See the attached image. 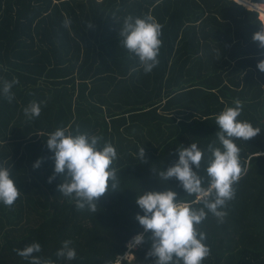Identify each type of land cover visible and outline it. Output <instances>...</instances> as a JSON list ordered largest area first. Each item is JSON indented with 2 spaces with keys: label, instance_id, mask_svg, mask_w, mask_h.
<instances>
[{
  "label": "trees",
  "instance_id": "trees-1",
  "mask_svg": "<svg viewBox=\"0 0 264 264\" xmlns=\"http://www.w3.org/2000/svg\"><path fill=\"white\" fill-rule=\"evenodd\" d=\"M252 8L235 0H0V89L19 80L11 103L0 93V164L21 190L13 208L0 203V264H29L16 250L34 242L42 247L36 255L53 264L125 257L144 233L135 218L144 214L139 194L171 188L178 200L188 197L178 180L157 175L178 161L179 146L197 143L204 151L199 174L207 187V146H220L215 117L237 99L238 119L261 132L235 141L246 172L224 222L209 213L199 226L211 249L203 264H264V73L257 67L264 50L252 39L264 19ZM149 14L162 26L163 44L159 65L145 73L118 31L127 16ZM32 101L47 103L29 121L24 109ZM77 126L118 153L120 189L101 197L96 213L77 210L59 192L63 177L49 183L55 162L46 140L57 128ZM148 235L121 264H154ZM66 240L77 252L71 261L56 255Z\"/></svg>",
  "mask_w": 264,
  "mask_h": 264
},
{
  "label": "clouds",
  "instance_id": "clouds-1",
  "mask_svg": "<svg viewBox=\"0 0 264 264\" xmlns=\"http://www.w3.org/2000/svg\"><path fill=\"white\" fill-rule=\"evenodd\" d=\"M261 4H264L262 2ZM64 26H70V20H64ZM88 27H92L91 22ZM118 36L120 44L128 50L130 56L138 58L145 73H150L160 63L158 57L163 41L162 26L149 14L143 18L127 16ZM253 41L264 50V24L256 32ZM264 55V52H261ZM260 72L264 73V60L257 64ZM18 78L3 81L0 93L11 103L14 99L12 88L18 84ZM46 101H32L24 109L26 118L31 121L41 115L42 104ZM234 107H226L215 117L219 126L215 142L207 146L210 153L208 160L207 187L205 177L199 174L204 151L192 143L190 147L178 148L179 159L173 166L161 170L157 175L160 181L175 178L179 186L188 197L178 200V193L171 188L165 191H144L139 194L136 204L143 211V215H136V220L143 227L144 233L136 235L129 247H136L146 242L145 233H149L147 240L151 247L147 257L154 258V264H203L211 255L210 246L206 244L207 234L200 230V225L207 219L209 213L223 223L226 216L228 202L235 198L234 185L245 174L240 160V148L236 140L248 142L260 132V127H254L247 120H239L243 111V103L239 99L234 101ZM47 148L54 153L50 157L55 162L54 173L49 177V183L59 175L63 182L58 190L63 196L75 202L77 210L87 209L96 213L98 201L106 193L119 190V176L115 162L118 159L116 148L111 142L104 141L102 136L81 132L79 126L74 131L60 127L50 133L46 140ZM139 159L145 157L143 147L139 148ZM42 159H38L33 167L39 168ZM195 170H194V167ZM21 196V190L12 178L11 169L0 164V203L11 209ZM189 197H194L190 199ZM201 203L203 207H196ZM17 254L29 261V264H53L36 255L42 251L38 242L27 245ZM130 254V253H129ZM127 254L123 258H127ZM57 257L69 261L76 259L77 252L71 247V241L63 242L56 253ZM121 257L117 256L115 264H120ZM111 264V262H110Z\"/></svg>",
  "mask_w": 264,
  "mask_h": 264
},
{
  "label": "water",
  "instance_id": "water-1",
  "mask_svg": "<svg viewBox=\"0 0 264 264\" xmlns=\"http://www.w3.org/2000/svg\"><path fill=\"white\" fill-rule=\"evenodd\" d=\"M237 2H239L240 4H243L245 5L246 7L250 8V9H253L252 6H254L256 3H253L252 1L250 0H235ZM247 2L249 3V5L247 4Z\"/></svg>",
  "mask_w": 264,
  "mask_h": 264
},
{
  "label": "crops",
  "instance_id": "crops-1",
  "mask_svg": "<svg viewBox=\"0 0 264 264\" xmlns=\"http://www.w3.org/2000/svg\"><path fill=\"white\" fill-rule=\"evenodd\" d=\"M254 8H256L258 11H260L262 14H264V5H256L253 6ZM261 17L264 19V16L261 15Z\"/></svg>",
  "mask_w": 264,
  "mask_h": 264
},
{
  "label": "rangeland",
  "instance_id": "rangeland-1",
  "mask_svg": "<svg viewBox=\"0 0 264 264\" xmlns=\"http://www.w3.org/2000/svg\"><path fill=\"white\" fill-rule=\"evenodd\" d=\"M260 12V11H259ZM260 14L262 15V16H264V14H262L261 12H260ZM138 246H136V247H134V248H132L131 250H134L135 248H137ZM130 253V250H129V252H128V254ZM126 259V261L128 260V261H132L133 260V256L131 255V253L128 255V257L127 258H125Z\"/></svg>",
  "mask_w": 264,
  "mask_h": 264
},
{
  "label": "built area",
  "instance_id": "built-area-1",
  "mask_svg": "<svg viewBox=\"0 0 264 264\" xmlns=\"http://www.w3.org/2000/svg\"><path fill=\"white\" fill-rule=\"evenodd\" d=\"M130 242H131V241H130ZM130 242L128 243V251L126 252V255L128 254L129 250H131L132 248H134V247H132V248L129 247ZM126 255H125V256H126ZM121 258H122V259H121V261H120V264L122 263L123 260H126L125 258L123 259V257H121ZM114 264H115V263H114Z\"/></svg>",
  "mask_w": 264,
  "mask_h": 264
},
{
  "label": "bare ground",
  "instance_id": "bare-ground-1",
  "mask_svg": "<svg viewBox=\"0 0 264 264\" xmlns=\"http://www.w3.org/2000/svg\"><path fill=\"white\" fill-rule=\"evenodd\" d=\"M242 1V0H241ZM256 5H261L262 6V4H255L254 6H256ZM188 8V7H187ZM130 13V12H129ZM175 42V41H174ZM79 67V66H78ZM153 76V75H152ZM214 77V76H213ZM121 80V79H120ZM128 84V83H127ZM227 87V86H226ZM48 220V219H47ZM42 221V220H41ZM49 222V221H48ZM21 224V223H20ZM31 224V223H30Z\"/></svg>",
  "mask_w": 264,
  "mask_h": 264
}]
</instances>
